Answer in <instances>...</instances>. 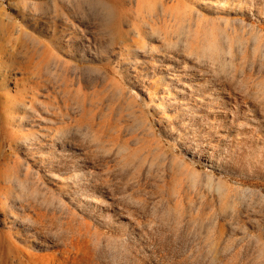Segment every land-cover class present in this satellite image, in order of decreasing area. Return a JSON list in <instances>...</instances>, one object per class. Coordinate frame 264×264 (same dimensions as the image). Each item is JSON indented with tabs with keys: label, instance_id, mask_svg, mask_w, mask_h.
I'll return each instance as SVG.
<instances>
[{
	"label": "rangeland",
	"instance_id": "obj_1",
	"mask_svg": "<svg viewBox=\"0 0 264 264\" xmlns=\"http://www.w3.org/2000/svg\"><path fill=\"white\" fill-rule=\"evenodd\" d=\"M0 264H264V0H0Z\"/></svg>",
	"mask_w": 264,
	"mask_h": 264
},
{
	"label": "bare ground",
	"instance_id": "obj_2",
	"mask_svg": "<svg viewBox=\"0 0 264 264\" xmlns=\"http://www.w3.org/2000/svg\"><path fill=\"white\" fill-rule=\"evenodd\" d=\"M31 37V36H30ZM208 39V38H207ZM29 40H30V38H29ZM200 40V39H199ZM210 41H206L205 42V44L207 43V45H206V47L205 46H202V43H201V46L198 44V46H196L197 48L199 47V48H201V51H203V50H205L206 51V48H207V52H209V54H207V52L206 53H204L203 52V54L201 53V52H199V53H201V55H202V57L204 56V58H205V56H210V54L213 56V54L214 53H216V52H210V51H208V48H210V50H212L211 48H213L214 46H215V44L217 43L215 40H212V41H215V42H211V39H209ZM200 41H202V40H200ZM205 41V40H204ZM204 41H203V45H204ZM167 42H169V41H167ZM189 41H187V43H188ZM196 42H198V41H196ZM196 42H194V44L196 43ZM170 43V42H169ZM192 43V42H191ZM190 42H189V44L188 45H190L191 44ZM199 43V42H198ZM215 43V44H214ZM143 44V43H142ZM141 45V44H140ZM187 45V44H186ZM187 45V46H188ZM192 46H193V44H191ZM191 45H190V52L188 51L187 53L189 54V53H194V54H192V55H197L198 54V58H199V53H198V51H200V49L198 50L197 48L195 49V48H191ZM196 45H197V43H196ZM145 46V45H144ZM143 45H142V47H144ZM218 46V45H217ZM217 46H215V48H213V50H215V51H217V50H219V49H217L216 50V47ZM146 47H148V45L146 44V46L144 47V48H146ZM143 48V49H144ZM202 48H205V49H202ZM217 48H219V47H217ZM186 50H188V49H186ZM205 54V55H204ZM14 56H16L15 55V53L13 54ZM189 56V55H188ZM191 56V55H190ZM202 57H200V58H202ZM211 57V56H210ZM199 58V59H200ZM26 60V61H25ZM24 60V62L25 63H27V65L31 62V50H30V48H28V50H27V57H26V59ZM198 60V59H197ZM199 61V60H198ZM10 62L11 63H13V65H19L20 64V62H19V60H18V58H16V57H12L11 59H10ZM22 64V63H21ZM16 103V102H15ZM17 104V103H16ZM15 104V105H16ZM30 105H31V103H30V101L28 102V103H26V101H25V104H24V107L26 108V109H29L30 108ZM14 107V106H13ZM15 107H19V106H15ZM13 110H15V108L13 109Z\"/></svg>",
	"mask_w": 264,
	"mask_h": 264
}]
</instances>
